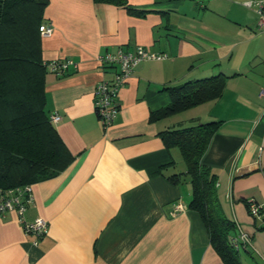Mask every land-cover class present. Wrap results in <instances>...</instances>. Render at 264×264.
Here are the masks:
<instances>
[{"label": "crops", "instance_id": "0c3cea01", "mask_svg": "<svg viewBox=\"0 0 264 264\" xmlns=\"http://www.w3.org/2000/svg\"><path fill=\"white\" fill-rule=\"evenodd\" d=\"M248 0H128L142 16L92 0H48L53 32L42 37L44 61L70 58L75 70L45 75V110L73 161L32 183V201L19 218L0 217V264H224L200 214L190 209L192 185L168 176L186 171L165 130L220 121L201 163L216 177L220 207L250 235L239 264H264V30ZM142 47L166 55L139 62L117 95L118 113L104 128L94 87L115 65L98 57ZM227 76L222 96L153 118L170 103L167 87ZM184 164L181 165V160ZM261 206L253 218L247 201ZM181 204L183 211L173 213ZM41 217L37 238L24 222Z\"/></svg>", "mask_w": 264, "mask_h": 264}, {"label": "trees", "instance_id": "16d2710c", "mask_svg": "<svg viewBox=\"0 0 264 264\" xmlns=\"http://www.w3.org/2000/svg\"><path fill=\"white\" fill-rule=\"evenodd\" d=\"M142 16L151 10L133 7L128 0H92ZM48 0H0V190L41 181L66 169L73 161L45 110V75L39 26ZM227 76L188 80L165 88L170 103L153 114L159 119L201 103L220 98ZM209 121L165 130L161 138L167 149L178 148L186 171L168 176L174 183L192 185L189 208L198 212L210 244L224 264H239L232 246L235 223L222 211L216 177L201 163L209 141L220 126Z\"/></svg>", "mask_w": 264, "mask_h": 264}, {"label": "built area", "instance_id": "2783aa9c", "mask_svg": "<svg viewBox=\"0 0 264 264\" xmlns=\"http://www.w3.org/2000/svg\"><path fill=\"white\" fill-rule=\"evenodd\" d=\"M244 5L254 10L258 16L257 28L264 30V0H248ZM39 32L42 37L50 36L53 32V26L50 21L42 23L39 26ZM166 55L150 52L142 47L136 48L134 51L125 52L118 49L114 53H105L98 57L101 65H115L116 69L113 73V78L110 81L103 80L94 87V109L104 128L110 126L118 113V105L116 102L119 90L125 85L134 67L141 61L147 59H160ZM77 64L70 58L58 59L49 61L46 64L48 72L60 74L67 72L70 69L75 70ZM260 96H264V89L259 92ZM50 121L54 124L60 120V116L56 113L49 116ZM32 201L31 185L16 187L5 191L0 190V217L7 212L15 210L22 218L24 210ZM185 207L178 204L173 213L183 211ZM248 213L253 217L261 215V206L254 200L247 201ZM261 228L264 229V219H262ZM24 232L32 233L37 238L42 237L47 232V222L41 217L35 218L32 222H24ZM231 243L237 250L251 245L250 235L243 232L239 228L231 238Z\"/></svg>", "mask_w": 264, "mask_h": 264}, {"label": "rangeland", "instance_id": "374dc122", "mask_svg": "<svg viewBox=\"0 0 264 264\" xmlns=\"http://www.w3.org/2000/svg\"><path fill=\"white\" fill-rule=\"evenodd\" d=\"M180 160H181V162H182L181 165L183 166L184 162H183V160H182L181 158H180Z\"/></svg>", "mask_w": 264, "mask_h": 264}]
</instances>
